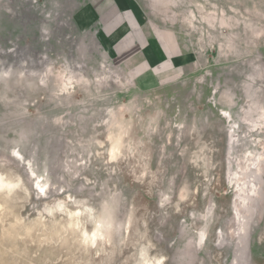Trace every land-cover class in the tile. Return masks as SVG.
<instances>
[{"label":"rangeland","instance_id":"374dc122","mask_svg":"<svg viewBox=\"0 0 264 264\" xmlns=\"http://www.w3.org/2000/svg\"><path fill=\"white\" fill-rule=\"evenodd\" d=\"M117 1L175 74L97 0H0V264H264V0Z\"/></svg>","mask_w":264,"mask_h":264},{"label":"crops","instance_id":"0c3cea01","mask_svg":"<svg viewBox=\"0 0 264 264\" xmlns=\"http://www.w3.org/2000/svg\"><path fill=\"white\" fill-rule=\"evenodd\" d=\"M92 6L93 18L100 22L101 37L112 57L133 61L154 80L176 73L182 63L175 38L146 28L130 6L117 0H97Z\"/></svg>","mask_w":264,"mask_h":264},{"label":"bare ground","instance_id":"6f19581e","mask_svg":"<svg viewBox=\"0 0 264 264\" xmlns=\"http://www.w3.org/2000/svg\"><path fill=\"white\" fill-rule=\"evenodd\" d=\"M0 177H1V176H0ZM0 180H1V179H0ZM0 182H2V181H0ZM4 183H5V182H4ZM2 184H3V182H2ZM96 236H98L97 233H96V234H93V236H92V240H94ZM85 237H86V236H85ZM94 241H95V240H94Z\"/></svg>","mask_w":264,"mask_h":264}]
</instances>
